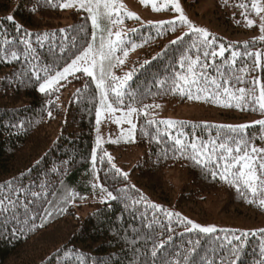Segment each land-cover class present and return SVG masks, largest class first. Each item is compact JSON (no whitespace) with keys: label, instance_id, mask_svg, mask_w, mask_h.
<instances>
[{"label":"trees","instance_id":"trees-1","mask_svg":"<svg viewBox=\"0 0 264 264\" xmlns=\"http://www.w3.org/2000/svg\"><path fill=\"white\" fill-rule=\"evenodd\" d=\"M203 2L195 0L186 4ZM241 3L248 7H238ZM251 4L252 0L211 2L210 13L220 31L211 33L215 41L210 50L218 51L221 44L227 49L223 57L214 58V64L211 57L206 61L209 64L206 73L208 85L212 89L215 86L211 85L210 80L216 79L223 87H231L233 91L244 88L258 93L260 83L264 82V40L247 36L258 30L256 20L259 16ZM9 15L14 18L11 22L5 19ZM69 16L72 21L62 25L63 10L46 4L44 0H40L39 6L36 0H0V197L10 195L14 200L18 198V219H13L11 214L0 215V264H164L165 261H180L182 264L184 254L192 246L189 242L196 240L200 243L191 257L195 264H201L203 257L214 258L215 264H219L221 253L217 244L220 241L226 244L225 236L231 238L233 231L217 229L212 234H203L199 230L186 232L180 219H170L163 211L150 207L157 203L145 190L162 200L171 201L175 186L169 174L178 173L182 183V203L199 204L208 193H222L226 213L234 209L243 219L258 220L264 217V209L246 202V199L252 198L250 194L246 198L241 197L234 187L218 178L205 179L199 170L182 167L181 164L186 163L184 161L173 167L165 164L155 166V156L152 154L166 145H157L151 137L157 134V127L163 134L166 126L146 123L152 118L161 120L152 115L153 109L149 117H138L136 143L132 145L141 149L142 154L135 164L118 167V156H113L114 151H110L128 152L131 144L108 143L96 149L99 92L91 78L77 73L58 87L59 91H53L50 95L38 91L39 83L43 81H37L36 74L44 77V67L62 69L86 43L91 42L92 28L91 21L86 20L87 13L75 10ZM245 17L254 21L252 26L247 25ZM17 25L20 26L19 31ZM71 25H84L85 31H58ZM182 28L177 25L174 32L164 31L158 35L154 24H148L138 26L130 33L132 37L126 43L129 46L142 44L146 52L145 59L141 58L132 67L136 71L130 81L131 87L142 93H148L151 89L152 93L138 97L134 106L164 101H178L181 104L192 101L173 95H154L157 86L153 84V79L169 71V66L175 64L194 39L184 36L182 41L171 44L170 41L183 35H179ZM26 32H31L32 36L26 37ZM53 32L56 35H51ZM44 33H49V36L44 38ZM37 36L41 39L38 40ZM5 39L9 43L6 44ZM24 39H28L34 49L33 54L27 57L23 55ZM245 42L248 43L247 48L244 47ZM11 51H17L19 59L12 60ZM233 51L240 53L234 63ZM246 52L262 53V64L257 65V57L245 55ZM197 54L201 55V62H205L202 51L197 53L196 49H192L193 58ZM146 60L150 63L144 65ZM14 73L30 75L31 80L20 87ZM220 73H224V76ZM225 78L230 81L227 85H223ZM86 83L88 89L77 96V89H83ZM227 109L229 111L225 115L233 117L251 111L235 106ZM49 110L52 112L51 118L48 116ZM253 111L258 112V107ZM184 122V132L191 136V126L195 124V134L204 141L217 136L225 140L235 135L227 129L211 127L218 124L200 120ZM243 136L251 142L249 147L261 145L264 142L263 126L250 125ZM162 138L167 141L166 136ZM94 149L95 174L92 163ZM105 152L113 157L112 163L117 168L128 174L127 178L115 172ZM167 163L171 165L173 162L169 160ZM93 183L97 185L95 189ZM101 187L118 198L106 202L89 201L91 196L106 194L101 192ZM121 189L123 193L119 191ZM33 192L39 195L33 196ZM71 193L76 194L75 199L65 200ZM141 196L146 199L141 200ZM25 204L29 209L27 214ZM85 205L92 206L93 210L82 215L80 212ZM44 209L51 210V216H46ZM28 216L33 218L28 224H23ZM40 217H44V220ZM42 223L43 227L40 226ZM32 224L35 227L29 230ZM255 233L247 237L238 264H256L259 247L264 244V231ZM160 243L164 247H157L154 257L153 247Z\"/></svg>","mask_w":264,"mask_h":264},{"label":"snow or ice","instance_id":"snow-or-ice-1","mask_svg":"<svg viewBox=\"0 0 264 264\" xmlns=\"http://www.w3.org/2000/svg\"><path fill=\"white\" fill-rule=\"evenodd\" d=\"M46 4L50 6L59 7L61 10L75 9L77 11H84L87 13L86 20L91 21V42L86 43L79 54L67 63L62 69L56 70L49 67H44V77L36 74V80L43 82L39 83L38 91L50 95L53 91H59L57 85H61V81H65L69 76H75L76 73H83L84 76L90 77L92 82L95 83V87L99 92V107L96 109V123L99 126L101 122V116L107 112L114 114L116 112H123V115L115 119V123L122 124L127 123L130 128L127 132H122L120 139L112 140L111 143H136V129L137 125L133 123V116L143 115L149 117L152 109H159L162 106L160 104H141V107L134 106L137 103V98L146 96L151 93V89L148 93L138 92L132 89L130 81L133 80L136 69L124 73V75H117L114 69H117L124 65L125 59L129 55L128 44L126 43L127 31L122 27L125 18L140 20L134 12L128 11L126 5L122 0H44ZM227 0H225V3ZM141 3L147 7L149 4L155 12H160L171 8L177 15L167 21L152 22L156 27L157 34H163L164 31H175L177 25H181L188 29L182 36H178L175 40L170 41L175 45L184 39V36H192L191 45L188 49L181 53L178 60L174 65L169 66V71L158 75L153 79V84L157 86V92L154 95H173L180 98H186L188 100H208L211 98L212 102L222 107H233L244 110L249 103L258 106L261 111H264V87L259 91L257 96L255 92L248 91L244 88L232 90L231 87H223L221 83H218L216 79H211V85L215 86L214 90H209V78L207 76V69L209 64L206 62L209 57L214 58L217 56L223 57L226 47L221 44L219 50H210L215 41V37L203 27H197L188 17L185 12V8L182 6L181 0H163V3H159L158 0H141ZM37 6L40 5V0H36ZM240 8H247L248 5L241 3L237 5ZM251 7L255 10L258 16H261L260 31L264 33V4L259 3V0H252ZM36 9L34 8L33 11ZM247 19V17H245ZM7 21H13V16L9 15L5 18ZM254 21L247 19V25L252 26ZM17 30H20V26L17 25ZM115 29V30H114ZM61 33L67 32H83L85 31L84 25H71L69 28H61L58 30ZM131 31H135L132 29ZM26 37H31V32L25 33ZM51 35H56L55 32ZM49 33H44L43 37L47 38ZM209 37H212L209 39ZM37 39H41L37 36ZM74 39V38H73ZM264 40V35L260 37ZM9 43L7 39L4 41ZM24 45L23 55L25 57L32 55L34 49L31 42L28 39L22 41ZM142 45L132 44L131 49L135 50L136 47ZM244 47H248V43L245 42ZM192 49H196L197 53L202 51L205 62H201V55L197 54L195 58L191 55ZM63 51V49H61ZM122 55H120V54ZM160 55V54H158ZM240 55L239 52L233 51L232 58L233 63L236 57ZM245 55L257 57V65H259V53L246 52ZM11 59H19L17 51H11ZM33 58H36L35 56ZM156 59V57H153ZM150 61H144V65L149 64ZM144 65H141L143 67ZM220 71L219 68L216 69ZM14 76L18 77V83L20 87H24L27 82L31 80V76L25 73H14ZM223 77L224 73H220ZM229 79H223V85L229 84ZM88 89V84L84 85L83 89H77L76 95L79 96L83 91ZM250 98V99H249ZM126 100L129 102L126 104ZM51 103V101H49ZM126 107V111L124 110ZM252 110H255L253 107ZM48 116L52 117V112L48 111ZM148 125H160L166 126L163 134H161L159 127H157V134L152 136L151 139L157 144L166 145L162 147L158 152L153 153L155 160L153 161L155 166L165 164L169 167L175 166L176 163L184 161L186 163L181 164L182 167H192L199 170L200 174L205 179L216 180L217 178L226 183L230 187H234L236 192L246 198L249 194L251 199H246L247 203L257 204L261 209H264V148H257L254 145L250 146V141L243 136L244 130L249 125H214L218 129H227L230 133H234V136H230L225 140H220L219 136L216 138H210L204 141L201 137L195 134L196 125L191 127L193 132L191 136L184 132L186 122L165 119L156 120L154 118L146 121ZM255 123L264 126V120L256 121ZM175 130V133H173ZM96 144L99 147L101 138L99 136V128H97ZM167 137V141L162 138ZM171 141V144H168ZM231 141V142H229ZM108 158V162L111 167L115 169V172L119 175H123L127 178V173H123L121 169L117 168L112 163L113 157L108 153H104ZM173 163L168 165V161ZM93 173L95 174L96 164V151L92 153ZM11 183V182H9ZM93 189L97 187L95 183L92 184ZM134 187V186H133ZM124 192L123 189L119 190ZM101 192L106 193L107 200H116L118 197L113 195L111 191L101 187ZM33 196L39 195V193L33 192ZM76 194L71 193L65 197V200L75 199ZM83 198V197H82ZM146 198L141 196V200ZM101 202H106L102 199ZM140 201H134L139 203ZM18 206V198L16 200L9 196L0 197V215L11 214L13 219H18L16 216V209ZM150 207L163 211L164 214L169 217H177L180 222L185 225L186 232H192L193 230H199L203 234L216 233L218 230L215 226H201L192 220H185L180 217L179 213H174L162 208L159 204H151ZM25 213L29 212L27 204L24 205ZM65 211V209H61ZM46 216H51L52 212L49 209H44ZM33 217L28 216L23 221V224H28L29 220ZM44 220V217H40ZM46 222V221H45ZM43 227V223L40 225ZM35 227L32 224L29 230ZM168 231H172L171 228ZM228 231V230H222ZM264 231V230H261ZM255 232L249 233L247 231L236 234L231 233V238L225 236L226 244L220 241L217 247L220 249L219 264H238V261L242 257L245 245L247 244V237L249 235H255ZM171 238V237H169ZM219 241V237H217ZM192 246L187 250L183 256L182 264H195L191 257L197 252V246L200 241H190ZM157 247L163 248L164 244L154 245L152 255L155 257ZM226 253V254H225ZM82 255V254H81ZM213 257H215V250L213 251ZM164 264H181L180 261H165ZM201 264H215V259H209L203 257ZM256 264H264V244L259 247V258Z\"/></svg>","mask_w":264,"mask_h":264},{"label":"rangeland","instance_id":"rangeland-1","mask_svg":"<svg viewBox=\"0 0 264 264\" xmlns=\"http://www.w3.org/2000/svg\"><path fill=\"white\" fill-rule=\"evenodd\" d=\"M187 1H195V0H181L182 6L185 8V12L188 15L189 19L197 26L206 28L210 33L219 32L220 29L215 25L213 15L210 13V6L212 0H202L203 3H196L195 5L189 4L187 5ZM122 2L126 5L128 11L134 12L137 16L140 17V20L129 19L125 18L122 27L127 31L126 41H128L132 36L130 33L134 32L131 31L132 29H137L138 26L141 25H148L149 21L158 22V21H167L173 19L177 14L169 9L155 12L152 10L151 5L149 4L145 7L141 0H122ZM159 3H163V0H158ZM259 3L264 4V0H259ZM75 11V9H65L63 10L64 18L62 19L63 24H69L72 21V18L69 16V13ZM261 15H264L262 13ZM258 24V30L256 32H250L247 36L249 37H256L260 39L264 33L260 31V23H261V16L258 17L256 20ZM115 30V29H114ZM188 29L183 27L179 33V35L184 34L187 32ZM136 44V43H135ZM142 45V44H137ZM145 46L136 47L135 50L131 49V46L128 45L129 55L125 59L124 65L121 67L114 69L117 75H124V73L129 72L132 70V67L136 64L138 60L144 58L145 55ZM120 54V53H118ZM259 63L262 64V53H259ZM122 55V54H120ZM77 74V73H76ZM71 76L68 77V79ZM67 79V80H68ZM67 80L61 81V85H63ZM60 87V85H57ZM209 90L212 89V86L208 85ZM264 87V82L260 83V89ZM260 91V90H259ZM259 95V92L256 93ZM211 98L208 100H200L195 101L192 100L185 104H181L178 101H164L160 102L162 107L159 109H153L152 115L161 119H174L179 121H194L200 120L207 123H214L218 125H256V121L264 120V111H261L258 108V112L253 111V107L255 105L249 103V105L245 109H250V112H246L243 116H227L225 115L229 109V107H222L217 105L216 103L210 101ZM258 107V106H257ZM255 107V109H257ZM126 111L127 109L124 108ZM237 113H240L237 112ZM123 115V112H116L114 114H109L107 112L103 113L101 116V122L99 126L95 127V148H99L105 146L108 143H111L112 140L120 139L122 132H127L130 128V125L127 123L117 124L115 123V119L119 118ZM138 117L133 116V123L137 125ZM97 128H99V136L101 138V143L99 147L96 144L97 138ZM264 131V126H263ZM189 134V133H188ZM114 144H125L121 143H114ZM257 148H264V142L261 145L256 146ZM113 152V156H118L116 164L118 167H123V164H135L139 157L141 156L142 152L136 145L131 144L130 150L128 152H121L110 149ZM129 170V167H128ZM169 178L174 183V194L171 201L162 200L159 197L153 196L149 190H145L148 195H151L154 202L161 205L162 208L167 209L168 211L179 213L180 217L185 220H192L195 223L200 224L201 226H215L217 229H224V230H232L236 234L240 232L247 231V232H256L258 230L264 229V217L259 218L258 220H250V219H243V217H239L235 210L231 213H226L224 210L225 206V199L222 193H208L206 194V199L199 203V204H185L180 201V193H181V179L179 178L178 173L169 174ZM106 200V194L99 195V196H91L89 197V201H96V200ZM93 210V207L90 205H85L84 209L81 210L82 215H86L89 211ZM231 236V233H230Z\"/></svg>","mask_w":264,"mask_h":264}]
</instances>
